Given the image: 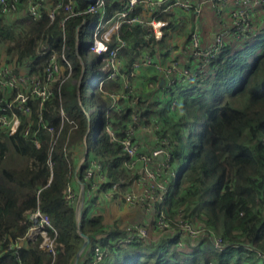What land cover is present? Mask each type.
<instances>
[{"label": "trees", "instance_id": "16d2710c", "mask_svg": "<svg viewBox=\"0 0 264 264\" xmlns=\"http://www.w3.org/2000/svg\"><path fill=\"white\" fill-rule=\"evenodd\" d=\"M71 1L85 8L90 0ZM106 4L105 21L121 6L118 0ZM96 17H72L61 28L59 15L49 22L45 16L12 15L11 19L0 12V45L5 46L7 63H30L31 71L41 70L48 57V53L37 55L43 42L65 56L59 58L62 73L42 106L41 119L38 101L32 100L26 135L22 114L14 133L0 130V264H71L82 244L78 229L89 242L77 264H88L96 246L104 248L100 264H264L257 256L264 254V27L236 46L225 44L201 78L162 91L153 76L157 87L138 97L134 111L139 121L146 123L154 115L160 133L172 144L176 175L168 185L166 216L181 209L205 231L197 240L177 231L149 241H125L132 229L104 220L95 210L92 180L85 177L95 160L107 178L98 191H108L114 183L128 189L133 178L126 153L106 128L110 123L123 137L132 109L108 112L109 98L101 99L103 90L119 87L106 78L103 61L88 48ZM118 33L126 44L119 55L127 56L128 66L154 40L145 37L148 29L140 25L122 24ZM113 42L114 38L109 45ZM164 42L163 38L160 43ZM69 75L79 82L65 81ZM91 78L94 83L89 84ZM98 80H103L101 86ZM95 111L100 117L92 130ZM87 122L86 155L78 163L81 156L77 158L70 147ZM77 180L88 191L78 224L67 191L78 187ZM36 206L49 215L55 228V255L40 249L38 242H26L17 250L18 262L7 243L26 233L28 215ZM215 238L221 242L217 244Z\"/></svg>", "mask_w": 264, "mask_h": 264}, {"label": "built area", "instance_id": "2783aa9c", "mask_svg": "<svg viewBox=\"0 0 264 264\" xmlns=\"http://www.w3.org/2000/svg\"><path fill=\"white\" fill-rule=\"evenodd\" d=\"M120 8L109 19L110 25L105 24L104 12L106 0H90L85 8H79L71 0H0V12L6 17L11 15H29L33 19L45 16L49 22H54L59 15L57 25L64 27L66 21L76 16L96 15V23L92 32L89 51L100 56L104 65L101 70L106 78L116 75L119 68V53L126 46L125 41L119 36V28L122 24L140 25L148 29L146 38L158 41L165 37L170 38L169 18L173 11L180 9L181 12L192 13L193 8L188 0H118ZM218 12L227 9L230 14L231 24L214 35L213 41L208 45H202L201 36L197 28L188 31L185 48L188 52L186 62L178 59L169 61L162 65L152 62L151 56L143 49L125 70V78L133 74L144 65H153L160 73V89L169 91L177 86H185L192 80H197L206 74L208 65L225 46L226 38L232 34L239 40L249 39L253 31V13L255 9L264 7V0H206ZM225 13V12H224ZM85 22V17L81 24ZM80 26V25H79ZM78 26L76 27L77 34ZM114 38L113 45L109 44ZM122 49V50H121ZM48 53V57L41 70L31 71L30 63L25 65H13L0 62V130L8 134L14 133L20 124V114L26 117V135L29 130V122L32 115V100L38 101L39 119L44 102L51 95L53 82L61 76L59 58L65 60L63 53L48 47L44 42L37 50V55ZM186 54V52L184 51ZM67 63V61H66ZM68 65V63H67ZM69 66V65H68ZM63 80V79H62ZM59 80V83L62 82ZM111 96H108L109 101ZM2 103V104H1ZM173 108V107H172ZM121 109L119 106L110 104L107 111ZM137 118L138 116L135 115ZM149 132L151 133V144L146 146V151L140 150L139 142L132 138L134 121L131 117L124 129V136L119 138L117 131L112 129L110 123L107 130L111 137L117 140L127 155V167L135 168L131 180V188L122 194L129 204H140L153 217V230H160L163 235L171 234L173 229L168 223L164 207L168 193V185L176 175V163L171 160L172 144L168 137L160 133V125L155 117H150ZM157 125H156V124ZM147 127L146 123H141ZM49 131L53 128L48 127ZM36 147L40 143L37 138L33 139ZM87 180H92L91 189L97 196L111 198L114 194H121L118 183H114L108 191H98L99 186L106 182L105 172L100 168L98 162L92 160L85 172ZM97 177L98 179L94 180ZM83 188L85 186L83 183ZM48 185V183H47ZM46 185V186H47ZM70 191V188H67ZM88 194V192H87ZM130 206V205H129ZM29 226L26 233L15 241L7 243V250H12L15 258L20 262L17 250L23 243L38 242V246L47 254L55 255L54 236L55 228L52 226L49 215L36 206L28 215ZM179 232L188 238H198L203 235L205 229L193 224L178 209L174 218ZM125 241H149L146 228L133 227ZM156 239V238H155ZM154 240V239H152ZM219 244L220 238H215ZM104 255V248L96 246L91 252L88 264H100ZM260 260L264 261V254L257 253Z\"/></svg>", "mask_w": 264, "mask_h": 264}, {"label": "crops", "instance_id": "0c3cea01", "mask_svg": "<svg viewBox=\"0 0 264 264\" xmlns=\"http://www.w3.org/2000/svg\"><path fill=\"white\" fill-rule=\"evenodd\" d=\"M188 1L191 2V5H192V8H193L192 13L181 12L180 9H177L173 11L172 15H170V18H169L170 38L165 37L164 38L165 42L163 44L160 43L163 39L161 41L154 39L150 41L149 45H146L142 48L146 53H148L151 56L152 62L165 65L169 61L176 60L175 56L178 57L179 61L186 62L188 52L185 48V44H186L185 41H187V34L190 29L197 28V30L200 32L199 35L201 36V39H200L201 43L202 45L206 46L211 41H213L215 34L219 33L221 30L230 26L231 19H230V14H227V9H222L221 12H218L215 9H213V7L210 4H205L202 0H188ZM262 9H264V7L255 9L253 13V31L248 37H251L256 31L257 26H258V19L261 15H264V11ZM257 12H260L258 16H257ZM256 33H259V32L257 31ZM229 35L230 36L226 38L225 44L236 46L239 43L246 41V40L236 39L233 37L232 34H229ZM176 40L177 41L182 40L184 41V43L178 46L175 43ZM184 51L186 52V54L184 53ZM118 57H119V66L120 64H122L120 68L124 69V73L122 77L124 79L125 70L128 69V64H127L128 58L124 54H121ZM13 65H16V64H13ZM135 73L137 76L135 78V81L136 83L139 84L138 87L142 89L144 92L149 88L157 87L156 82L153 84V81H154L152 80L153 76L157 77L158 84L161 83V81H159V78L161 77L160 73L156 70V68L153 65H144L140 67ZM141 134L144 137V141L151 144L149 133L142 132ZM77 182H78V186H80L81 183L78 180ZM87 192L88 191L84 193L85 194L84 197L87 196ZM99 200H100L99 204L95 206V207H98L97 209L99 210H96V209L95 210L103 216L106 222H108L109 224L112 223L113 221H115V219H110L109 216L114 218L113 213L115 211V208H114L115 199H110V198L105 199L104 196H101L99 197ZM102 209L106 210L108 214L105 213V211L103 212ZM131 209H134L135 212L142 214L140 211L136 210L134 207ZM144 214L148 215L147 213L144 212L143 215H139V216L141 217V219L146 220V217L144 216ZM117 221L119 223V226L124 229H127L130 225V222L128 221H122L121 219H118ZM154 232H157V229H155ZM25 244L26 243H23L22 246L25 247L26 246Z\"/></svg>", "mask_w": 264, "mask_h": 264}, {"label": "rangeland", "instance_id": "374dc122", "mask_svg": "<svg viewBox=\"0 0 264 264\" xmlns=\"http://www.w3.org/2000/svg\"><path fill=\"white\" fill-rule=\"evenodd\" d=\"M202 1L205 4H209V2L206 1V0H202ZM262 10L264 11V9H262ZM259 13L260 12H257V16L259 15ZM10 18L12 19V15L10 16ZM106 24L109 26L110 25V21L108 20L106 22ZM262 27H264V15H261L259 17L258 26H257V29L254 32V34L257 31L261 32V28ZM166 38H168V37H166ZM175 43L179 46L180 44H183L184 41H182V40L181 41H177L176 40ZM185 43H186V41H185ZM0 46H1L0 47V62H5L6 61L5 46L4 45H0ZM77 56H78V54H77ZM175 58L178 59V57H176V56H175ZM103 65H104V62L102 64V66ZM121 65L122 64H120V66ZM120 66L118 68V72L116 73V75L114 77L110 78V79H113L114 81H116V84L118 85L119 88L117 90L113 89L112 91H108V90L104 91L103 90L101 92V99H103V98L106 99L105 96H107V97L111 96L110 97L111 99L109 101V105L113 104L114 106H119L121 108L131 107L132 112L129 115V118L126 121L125 125L127 123H129V121H130V119L132 117V119L134 121V124L132 125V128H133L132 138L136 139L135 141L140 143V145H138V147H140V150L146 151L147 150L146 146H149L150 144L147 143L146 141H144V137H143V135L141 133L142 132L143 133H149L150 141H151V133L149 132L150 127H148L150 125V121L147 122V124H146L147 127H145V126L142 127V124H141L142 122H140L139 119L135 116V115L138 116L139 113L137 111H134V108L137 105L138 97L141 96L142 94L150 93L151 90H153V88H149L145 92L142 89H140L138 87L139 84L136 83V81H135V78L137 77L136 73L133 75V77H129V78H125L124 77V79H123L122 77H123L124 69H121ZM61 73H62V68H61ZM65 81H68L69 83H71L73 85H75V84H77L79 82L76 77H72V76L70 77V75H69V78L65 79ZM88 81H89V84L94 83V80L92 78L89 79ZM161 81H162V79H161ZM155 82H156V80H154V83ZM97 83H98L99 86H101L102 83H103V80H98ZM122 86H123V88H122ZM160 95H161V97L163 96V94H160ZM174 106H175V103L172 102L171 103V107L174 108ZM99 117L100 116H99L97 111L93 112V116H92L93 123H92V127H91L92 130H94L96 124L98 123ZM150 117H154V115L150 116ZM76 129H77V127H76ZM88 132H89V124L87 122L84 133L81 136L77 137V141L74 142L71 145V147H70L71 151L73 152V154L77 158H79L81 156L79 158V160H78V163H81L83 161L81 159H82V153L84 152V147H85V142H84L85 139L84 138L88 134ZM133 170L135 171V168H133ZM133 170L131 168H129L130 175H132V176H134ZM95 178L98 179L97 177H95ZM130 188H131V183L129 184L128 189H125V190H121L120 188L118 189V191L121 193L120 195L116 194L115 196L110 198V199H115V201H114L115 211L113 210L114 211V213H113L114 214V218H112L111 216H109V218L110 219H115L116 222H118L117 221L118 219H121L122 221L130 222L129 228L132 229V230H134V228H133L134 226L140 227L141 229L146 228L148 230V240H152V239L158 238L159 236L163 235L160 230H158L157 232H154V230H153V217H152V215L149 212H147L143 208L145 206L140 205V204H129L124 199L122 194L125 193L126 191H128ZM84 193H86V190L83 188L82 184H80V186L76 187L74 191L70 190L68 192L69 200H70V202L72 204L75 205L76 213H77V210H78L77 207L80 209V213L82 211L83 204H84L83 202H84V199H85V197H84L85 194ZM108 198L109 197H107V199ZM127 205H130V206H127ZM133 207L136 210L140 211L142 214L135 212L134 209H131ZM97 208L98 207H95L96 210H99ZM105 209H106V207H105ZM102 210H103V212L105 211V213L108 214V212L106 210H104V209H102ZM143 211L148 214V215L144 214V216L146 217V220L141 219V217L139 216V215H143V213H144ZM109 212H111V211H109ZM167 215L169 217V220L167 219L168 223L170 224V226L173 229V231L177 232L179 230V228L175 225L174 220H172L174 218V215L172 213H168ZM198 238H190V239L191 240H197Z\"/></svg>", "mask_w": 264, "mask_h": 264}, {"label": "water", "instance_id": "95a60500", "mask_svg": "<svg viewBox=\"0 0 264 264\" xmlns=\"http://www.w3.org/2000/svg\"><path fill=\"white\" fill-rule=\"evenodd\" d=\"M85 155H86V151H84V154H83V157H82L81 160L84 159ZM77 209L78 210H77V213H76V222L78 224L81 213H80V209L78 207H77ZM78 234L82 238V244L79 247V249L76 251L71 264H77L78 263V259H79L80 255H81V253L84 251V249L86 248V246L88 245V242H89V237L86 234H84L83 232H81L79 229H78Z\"/></svg>", "mask_w": 264, "mask_h": 264}]
</instances>
